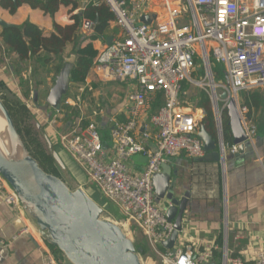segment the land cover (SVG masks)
<instances>
[{"label": "built area", "instance_id": "2783aa9c", "mask_svg": "<svg viewBox=\"0 0 264 264\" xmlns=\"http://www.w3.org/2000/svg\"><path fill=\"white\" fill-rule=\"evenodd\" d=\"M93 1L85 0L84 4ZM99 1L112 13L119 35L98 51L89 72L98 82L126 83L125 120L110 121L114 156L107 158L96 123L83 124L85 87L78 88L66 96L63 105L75 109L79 116L61 133H56L57 143L122 217L124 225L143 234L162 264L209 263L214 247L202 253H194L191 248L175 252L160 250L172 233L173 225L167 221L165 209L154 196L152 177L161 172L163 164L182 152L190 158L204 155L202 141L196 133L205 114L180 105L182 84L186 81L205 88L208 96L222 183L225 182L227 154H238L237 145H225L223 140V119L227 117L229 99L237 101L248 142L253 145L256 129L239 95L264 87V0H175V4L164 0L165 17L148 25L138 23L142 11L152 0H131L130 6L126 0ZM82 30L91 33L92 24L84 21ZM198 61L205 84L192 79L199 70ZM215 64L222 66L228 85L215 82L212 74ZM222 93L227 96L225 101L219 99ZM158 97L162 105L152 114ZM59 113L53 116L55 124L64 117ZM139 136L153 140L155 148L151 150L140 144ZM136 156L145 161L139 172L130 167ZM0 204L11 207L19 216L23 214L17 195L1 175ZM24 232L28 230L24 228ZM32 234L40 243L42 264H61L33 229ZM227 263L243 264L240 259L232 258H226ZM254 264H264V253L256 256Z\"/></svg>", "mask_w": 264, "mask_h": 264}, {"label": "crops", "instance_id": "0c3cea01", "mask_svg": "<svg viewBox=\"0 0 264 264\" xmlns=\"http://www.w3.org/2000/svg\"><path fill=\"white\" fill-rule=\"evenodd\" d=\"M130 1L126 0L128 6ZM174 1L172 0V4H175ZM82 5L83 3L80 7ZM80 9L73 11L70 6H61L51 18L42 11L23 4L12 15L0 7V19L12 26L29 22L37 26L45 37H49L54 23L60 27L72 25L70 17L78 14ZM165 11L164 0H152L141 15L151 17V21H158L165 17ZM116 29L118 33L113 39L118 37L119 29L112 22L111 30ZM1 32L0 27V34ZM104 44L107 43L100 40L92 43L97 51ZM71 49L68 46L65 53ZM83 87L84 122L96 123L105 154L107 158H112L114 146L109 136L110 121L125 120L127 87L122 82H98L95 77L90 76V72L83 85H73L70 93ZM256 90L261 91L262 100L253 118L256 129L253 145L245 148L242 154H227L224 183L220 163L212 160L205 152L201 158H190L182 152L167 162L172 172L174 197L180 199L185 196L188 199L182 219V231L175 248H191L194 253H202L207 248L214 247L210 262L205 264H225L226 258L240 259L243 264H254L256 256L264 253V87ZM194 108L203 111L202 108ZM68 123L69 121L63 125V130ZM138 142L148 149L155 148L153 140L147 141L139 136ZM59 148L62 147L59 145ZM132 163V171L139 172L145 161L141 156H136ZM94 192V197L103 198L95 188ZM160 204L166 209L169 202L161 200ZM24 228L28 232L22 233ZM0 242V264H42L40 243L32 234L28 218L25 214L19 216L6 204H0ZM54 255L61 264H70L61 253Z\"/></svg>", "mask_w": 264, "mask_h": 264}, {"label": "water", "instance_id": "95a60500", "mask_svg": "<svg viewBox=\"0 0 264 264\" xmlns=\"http://www.w3.org/2000/svg\"><path fill=\"white\" fill-rule=\"evenodd\" d=\"M150 23L151 17L144 15L139 19L138 25ZM0 27L4 30L12 25L0 19ZM112 39L110 37L106 40L108 46ZM63 59L64 64L44 100L45 105L52 110V116L60 112L70 88L74 55ZM224 78L228 85L226 77ZM34 96L36 97L35 94ZM219 99L225 101L226 94H220ZM0 116L5 123L11 150V153H2L0 150V175L17 195L22 213L28 218L38 236L48 246L58 250L70 264H142L139 256L142 251L136 249L124 230L103 219V209L82 188H70L75 181L66 172L50 141L46 138L52 158L62 171L64 180L45 172L31 156L1 99ZM226 116L233 144L237 145L239 154H242L251 144L248 142L235 99L228 100ZM196 136L202 141L203 151L215 162H220L217 143L203 125ZM171 174L170 166L163 164L161 172L152 177V188L159 202H169L165 216L167 221L172 223L173 231L162 243V248L175 252L188 199L185 196L180 199L174 197Z\"/></svg>", "mask_w": 264, "mask_h": 264}, {"label": "trees", "instance_id": "16d2710c", "mask_svg": "<svg viewBox=\"0 0 264 264\" xmlns=\"http://www.w3.org/2000/svg\"><path fill=\"white\" fill-rule=\"evenodd\" d=\"M85 0H2L0 7L7 10L11 15L23 5H28L33 10H40L45 15L51 18L58 12L61 6L71 7L72 10H79L78 14L73 15L70 19L73 24L67 27H60L53 24V32L49 37H45L43 32L35 25L24 22L20 26H12L2 30L0 34V54L3 58L10 61V64L16 69L14 70L16 76L19 78L22 96L28 100L31 95V88L40 87L41 81H38L40 71L49 70V75L58 74L64 64V57L74 55L73 68L70 74V88L73 85H83L88 72L96 58L98 51L94 49L92 43L96 40L106 42L108 38H112L118 30H111V23L114 20L112 13L108 7L99 0L85 5ZM83 3L82 7L80 5ZM87 21L92 24V32L85 35L81 32L83 22ZM87 42V43H86ZM71 46V54L65 55L67 47ZM55 60L56 64L53 69H49L51 62ZM35 65L36 71L34 77L31 79L23 77V71L28 65ZM200 65L199 61L197 66ZM196 71L199 74L201 70ZM216 74L222 78V71L219 65H213ZM48 72V71H47ZM55 76V75H54ZM35 90V89H34ZM241 104L249 111V118L253 120L255 112L261 104L262 95L260 90H253L241 93ZM196 107L202 108L205 114L202 125L206 132L215 138V130L213 124V115L208 96L202 95L197 98ZM162 105L161 98L158 97L153 105L152 114ZM78 112L75 109H68L62 106L59 115L64 116V124L71 119H75ZM67 121V122H66ZM69 124V123H68ZM84 125L86 122L83 123ZM223 140L224 144L231 146L233 138L230 128L228 127V118L224 116L223 119ZM54 254L59 251L55 248L48 246ZM161 251L164 249L160 248ZM253 264V263H252Z\"/></svg>", "mask_w": 264, "mask_h": 264}, {"label": "rangeland", "instance_id": "374dc122", "mask_svg": "<svg viewBox=\"0 0 264 264\" xmlns=\"http://www.w3.org/2000/svg\"><path fill=\"white\" fill-rule=\"evenodd\" d=\"M81 32L85 35L89 34L83 30H81ZM68 54H71V50H68L65 55L67 56ZM55 64L56 62L53 60L49 69H53L52 66ZM197 67H200L201 69V65H198ZM219 67L222 68L221 65H219ZM14 70L16 69L10 64V61L3 58L0 54V99L7 107L15 128L28 152L45 172L64 180L65 178L62 171L52 158L51 151L46 140L47 138L51 143L50 145H52V149L58 153V156L64 164L68 175H70L74 181L79 182L78 184L76 182L73 183L70 188L76 189L80 187L89 197H94V187L88 181L86 174L75 162L71 160L65 150L59 148V144L57 143L56 133H61L65 122L64 118L61 119L59 123L55 124L51 112L52 110L44 103L49 89L53 86V80L56 74L52 73L49 75V70H46V72L40 71V75L37 76V79L38 81L42 79L44 81H41L42 85L40 87L31 88L30 98L26 100L22 96L20 81ZM35 71V65H28L23 71V77L31 79L34 77ZM212 74L215 82L225 84L223 73V77L220 78L213 68ZM192 79L203 82L205 78L202 69L199 71V74H193ZM203 83L205 84L206 82ZM124 84L126 85V83ZM71 89H73V86ZM204 89L196 85H191L187 81L184 82L181 89L180 105L183 107L194 108L199 96H207ZM218 91L220 90L218 89ZM241 96L242 94L239 95L240 102ZM99 109L100 108H97V110ZM77 116L79 115L77 114ZM52 121L53 123L50 124ZM93 200L103 209L102 218L122 228L126 233V236L133 241L136 249H140L142 251L139 255L142 264H162L159 261L158 256L152 252L149 245L146 243L147 241H145L143 234L135 228L125 226L122 217L112 209L111 204L108 203L106 199L96 196Z\"/></svg>", "mask_w": 264, "mask_h": 264}, {"label": "bare ground", "instance_id": "6f19581e", "mask_svg": "<svg viewBox=\"0 0 264 264\" xmlns=\"http://www.w3.org/2000/svg\"><path fill=\"white\" fill-rule=\"evenodd\" d=\"M0 150L2 151V153H5V152L11 153L10 146H9V140L6 134L5 123L1 116H0Z\"/></svg>", "mask_w": 264, "mask_h": 264}]
</instances>
